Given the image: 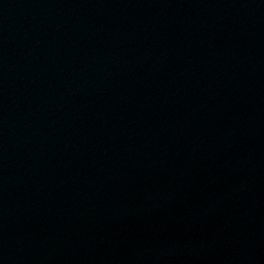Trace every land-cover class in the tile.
<instances>
[{
  "label": "water",
  "instance_id": "water-1",
  "mask_svg": "<svg viewBox=\"0 0 264 264\" xmlns=\"http://www.w3.org/2000/svg\"><path fill=\"white\" fill-rule=\"evenodd\" d=\"M0 264H264V0H0Z\"/></svg>",
  "mask_w": 264,
  "mask_h": 264
}]
</instances>
